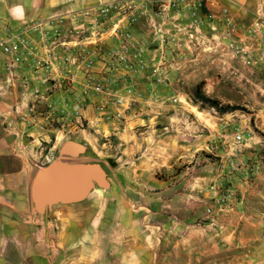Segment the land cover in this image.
Segmentation results:
<instances>
[{
	"label": "crops",
	"instance_id": "1",
	"mask_svg": "<svg viewBox=\"0 0 264 264\" xmlns=\"http://www.w3.org/2000/svg\"><path fill=\"white\" fill-rule=\"evenodd\" d=\"M115 1L119 0H0L1 23L17 33L31 21L52 19L46 42L57 43L48 51L37 43L42 33H30L33 55L10 73L0 51V264H54L50 226L41 230L36 225L39 217L58 226L55 264H191L248 243L243 230L258 220L250 209L264 179V163L262 173L249 174L250 167L264 159V70L231 62L208 32L191 46L187 36L179 35L176 41L187 42H182L183 49L174 47L168 38L185 24L184 14L168 9L158 14L154 0H139L138 21L130 28L145 51L147 68L128 74L123 85L115 86L130 104L109 113L121 112L122 119L100 118L93 103L83 111L90 125L109 137L104 205L100 200L95 209V200L85 198L53 205L40 214L30 202V152L15 153L27 135L42 134L19 123L14 109L25 91L39 90L46 96L45 80H61L65 68L75 71L73 62L66 67L57 61L66 56L61 42H103L104 50L118 49L119 36L112 30L98 39L90 30L83 33L93 16H81L86 11L95 15L100 5ZM223 8H229L239 24L248 25L264 14V0L207 3L213 14ZM153 66H160L163 78L151 75ZM92 71L97 79L103 76L101 56L95 55ZM76 74L84 83L83 72ZM200 81L205 82L207 96L233 89L250 113L219 114L210 109L201 113L200 121L188 101ZM174 98L179 102L174 104ZM236 133L246 141L233 149ZM224 194L228 202L221 205L218 199ZM257 203L264 200L258 198ZM55 217L61 222L49 220Z\"/></svg>",
	"mask_w": 264,
	"mask_h": 264
},
{
	"label": "built area",
	"instance_id": "2",
	"mask_svg": "<svg viewBox=\"0 0 264 264\" xmlns=\"http://www.w3.org/2000/svg\"><path fill=\"white\" fill-rule=\"evenodd\" d=\"M210 1L169 0L165 3L154 0L158 14L164 13L167 9L184 14L185 24L180 26L175 37L168 38L174 43V47L183 49L182 42H187V40L176 41L179 35L187 36L191 46L190 42L209 33L214 46L226 53L231 62L238 61L246 68L264 70V14L257 15L256 19L248 25H241L229 8H223L219 14L211 13L207 9V3ZM184 2H186L185 6H181ZM138 8L139 0H119L100 5L94 10L95 15L88 11L81 13L82 17L93 16L90 29L83 33L90 30L92 36L98 39L104 31L112 30L119 36V47L104 50L103 42H61L66 56L57 57V61L66 67L73 62L75 71L65 68L62 70L65 76L61 80H54L53 83L45 80L43 84L47 85L45 86L46 96L39 90L30 94L25 91L22 100L14 109L19 123L27 129H37L42 134L36 138L27 135L31 140L41 139L45 142L77 140L85 131V125H90L83 116L84 108L89 103H93L97 114L102 119H122L121 112L109 113V109L120 110V107H128L130 104L115 86L123 85L125 82L123 77L128 74L141 73L147 68L145 51L130 32V28L138 21ZM53 25L52 19L31 21L24 25L22 32L16 33L8 24L0 22V51L5 56V71L13 72L15 68L31 58L33 52L30 48L32 42H29V35L32 32L40 31L42 42H37L38 45L51 51L57 43L46 42V28ZM86 45H92L95 48L89 50ZM134 49L139 51L135 52ZM70 52L72 55H69ZM95 55L101 56L105 62V72L100 79H97L92 71L95 66ZM34 62L41 63L37 59ZM81 62H84V66ZM76 70L83 72L84 83H80ZM121 71L124 75H121ZM151 75L163 78L160 66H153ZM172 101L174 104L179 102L176 98ZM245 141L246 138L241 133H236L230 146L236 149ZM46 162L50 163L51 159L46 157ZM263 163L264 159L251 166L249 174L256 175L262 172ZM228 198V194L219 196V204H226ZM206 212L211 215L212 209L207 208Z\"/></svg>",
	"mask_w": 264,
	"mask_h": 264
},
{
	"label": "rangeland",
	"instance_id": "3",
	"mask_svg": "<svg viewBox=\"0 0 264 264\" xmlns=\"http://www.w3.org/2000/svg\"><path fill=\"white\" fill-rule=\"evenodd\" d=\"M200 83H203L202 91L204 92V94H206L204 91L205 82L200 81L198 84ZM198 84H196V86ZM209 96L212 99L220 101L222 104L237 105L245 108L247 112L241 111L242 113H250L246 106H242L239 104V100H241L242 97L236 94L233 89L214 92L209 94ZM188 101L190 104L195 106L194 114L196 118L202 121L203 116L201 113L205 110H210V108H200V105L194 103L193 100ZM84 129L85 131L83 132V134H81V137H79V139H68L66 141H73L82 145L85 149V152L80 155V158H68L64 161L68 162L69 164H76L79 162H85L89 164L96 163L101 165L106 172L107 164L105 162V158L107 156V153L111 151L110 142L108 140L109 138L102 136L99 128L97 129L96 126L94 127L92 125H85ZM66 141L45 142L41 139L34 141L28 138V140H26L22 144H19V147H17L16 149V152L18 154L15 153V155L23 156V151H29L30 155L28 162L33 166V168H35L38 164H48L49 162H46V157H49L51 161L55 160L59 156L60 150ZM259 189L260 194L256 195L257 197L255 200V206L250 209V212L252 211L258 215V220L252 221L251 224H248L243 230V232L247 236H249V240L247 241L248 243L244 245L242 244V247H240L241 249L235 250L232 247V249L226 250L223 254H214L204 260L197 261L194 259L191 264H264V203H257L258 198L264 200V179H262L259 185ZM94 190L99 191L97 193H90ZM103 190L104 189L94 188L88 193L86 197L88 199L93 198L95 200V203H93L95 205V209H98L100 200L103 201L105 198V191ZM101 204L104 205V201ZM49 220L61 222L60 219H57L56 217ZM36 225L41 230L43 228H47L48 225L50 226V232L48 233L51 241L49 245V248L51 249L50 257H52V260L55 264V260L58 255V249L60 248L57 240L58 226L55 222L48 224L46 221L44 222L40 217L36 222ZM50 262H52L51 259Z\"/></svg>",
	"mask_w": 264,
	"mask_h": 264
},
{
	"label": "water",
	"instance_id": "4",
	"mask_svg": "<svg viewBox=\"0 0 264 264\" xmlns=\"http://www.w3.org/2000/svg\"><path fill=\"white\" fill-rule=\"evenodd\" d=\"M82 145L66 141L59 156L48 164H38L31 172L28 196L40 214L56 204H70L84 200L94 188L106 189V172L96 163L68 164V158H80Z\"/></svg>",
	"mask_w": 264,
	"mask_h": 264
},
{
	"label": "trees",
	"instance_id": "5",
	"mask_svg": "<svg viewBox=\"0 0 264 264\" xmlns=\"http://www.w3.org/2000/svg\"><path fill=\"white\" fill-rule=\"evenodd\" d=\"M203 83L198 84L193 90L190 96L191 101L199 104L200 108H210L215 109L219 114H227L235 111H243L247 112V110L241 106L230 105V104H222L220 101L216 99H212L202 91Z\"/></svg>",
	"mask_w": 264,
	"mask_h": 264
},
{
	"label": "bare ground",
	"instance_id": "6",
	"mask_svg": "<svg viewBox=\"0 0 264 264\" xmlns=\"http://www.w3.org/2000/svg\"><path fill=\"white\" fill-rule=\"evenodd\" d=\"M65 162V161H64ZM66 163H68V162H66ZM69 164V163H68Z\"/></svg>",
	"mask_w": 264,
	"mask_h": 264
}]
</instances>
